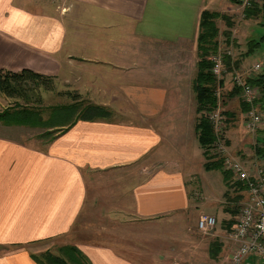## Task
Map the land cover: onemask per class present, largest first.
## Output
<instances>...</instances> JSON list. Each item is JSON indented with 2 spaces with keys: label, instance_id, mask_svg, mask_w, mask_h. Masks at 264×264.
I'll return each mask as SVG.
<instances>
[{
  "label": "crops",
  "instance_id": "1",
  "mask_svg": "<svg viewBox=\"0 0 264 264\" xmlns=\"http://www.w3.org/2000/svg\"><path fill=\"white\" fill-rule=\"evenodd\" d=\"M205 1L50 0V9L38 13L27 0H0V72L29 70L48 78L47 90L68 97V105H79L75 118L51 135L0 122V264H36L30 255L68 236L93 206L98 220L118 206V213L142 221L180 212L189 220L202 211L215 215L219 228L211 243L219 254L210 258L208 248L203 261H229L226 226L239 210L227 201L235 175L228 172L225 182L199 175L204 193L198 197L192 187L206 163L190 124L198 23L204 10H224L205 8ZM34 86L42 99L45 89ZM93 106L109 115L77 116ZM226 127L223 142L231 154ZM178 134L185 152L171 160ZM243 154L233 159L249 161ZM92 174L114 180L97 186V201L89 193ZM66 246L80 251L85 264H153L126 260L98 243ZM260 262L250 257L246 264Z\"/></svg>",
  "mask_w": 264,
  "mask_h": 264
},
{
  "label": "rangeland",
  "instance_id": "2",
  "mask_svg": "<svg viewBox=\"0 0 264 264\" xmlns=\"http://www.w3.org/2000/svg\"><path fill=\"white\" fill-rule=\"evenodd\" d=\"M244 1L245 0L238 5L232 2V0H206L205 6L207 7L205 8L211 7L212 5H214V7L219 6V10L221 8L224 9L218 10L219 13L224 14L225 17L228 18V20L217 19L215 23L219 30L217 39L220 45L219 53L224 56V60L225 58L230 59L228 67H226L224 62L225 86L220 87L224 89L223 94L226 100V105L221 106V108L224 109L225 112L234 114V120L231 119L230 121H228V118L224 115L226 118V131H228L230 138L227 139L230 142L229 146H232V148L233 146L235 147L233 152L229 155L233 157L234 155L238 156L244 153V159H249L250 162L254 161L257 165L264 168V138L262 136V129L254 132H246L241 123V113L239 109L241 102L245 104L242 95L240 93V96H234L233 98L229 97L233 88L236 87L234 85L236 84L234 77L241 74L247 81L251 80L247 77L246 72L254 64L259 63L261 65V70L259 73L253 74L251 78L255 79L256 77L264 75V27L260 26L264 21L263 14L260 10L262 0H252L253 3H251L250 7H243ZM27 2L28 7L38 13H45L51 7L50 0H27ZM55 5L56 3H52V6ZM223 6L225 8H223ZM244 9L256 10V14L252 18L246 19L243 16ZM225 32H230L228 45L226 44V38L223 36ZM255 42H259V46L253 53L248 55L247 51L249 47ZM228 50L232 52L230 57L227 56ZM41 96V107L44 109H46V107H66L71 102L68 97L58 96L56 91L51 93L50 90H44ZM16 103H22V105L26 104L21 100L8 99L0 95V112ZM28 104L32 105V100H30ZM192 108L195 109V105L192 106ZM64 111L65 110H62V113L65 116ZM193 116L194 112H191L190 124L196 121L197 117L194 116V121ZM44 117L50 124L53 120L55 123L61 121L60 124L64 125L70 120V118L67 119V115L65 119L56 120V114L52 112V109L45 110ZM241 126L245 133L241 131ZM40 132V130H36L34 134ZM174 133L177 134V129L172 131V134ZM179 135L180 134H178V138L174 140L175 142H172L174 148L168 152L170 155L169 159L171 158V160H178L185 152V150H182V138H180ZM257 139H259V141H257ZM36 144H40V142ZM256 149L262 150L263 153L257 154L255 152ZM215 159L222 163V170L205 171L201 169L200 173L197 172V177L194 180L192 179L194 196L198 197L204 193L201 179L198 177L199 175L206 179L209 177L207 180H210L214 175L217 176V179L219 177V179L224 180L222 173L225 167H223L222 158L216 156ZM101 175L103 174H96L95 176L92 174V176H88L89 182L91 183L89 193L95 197L94 199L96 201L98 197L97 186H105L109 182L114 181L105 177L100 178L99 176ZM118 181L120 182L122 179H118ZM212 186L216 187L214 183H212ZM232 186L233 185H230V187ZM212 190L211 193L217 192L215 188ZM103 192L104 194H109L107 187ZM232 194H234V197H231V200L227 201L232 203L234 205L233 207L238 210L240 204L236 199L238 193L233 189ZM118 212L119 206L115 211L109 214L103 210L98 220L97 208L93 206L91 214L82 217V219L75 224L68 236L54 239L52 243H47L45 245V249L47 247L53 255L62 256L59 249L60 247L66 246V244L98 243L110 248L117 256L136 262L150 261L154 264V260H158L164 264H208L205 262L207 261L205 252L209 248L210 243L214 240L213 237H216V231L219 228V223L215 215L212 216L216 218V227L214 229V235L211 237L204 236L197 230L196 224L198 219L200 216L206 215L203 211L196 214V219L192 220H189L187 215L180 212L167 218L155 219L153 221L133 220L132 217L130 218ZM64 259L67 260L65 257ZM260 261L263 260L255 259V262ZM224 263L230 264V261L227 260ZM259 264H264V262H260Z\"/></svg>",
  "mask_w": 264,
  "mask_h": 264
},
{
  "label": "trees",
  "instance_id": "3",
  "mask_svg": "<svg viewBox=\"0 0 264 264\" xmlns=\"http://www.w3.org/2000/svg\"><path fill=\"white\" fill-rule=\"evenodd\" d=\"M232 2L240 5L243 0H232ZM260 10L264 19V0H262ZM255 14L256 10L244 9L243 16L246 19H250L254 17ZM217 19L228 20L224 14L216 11L204 10L200 15L197 36L196 74L192 82V91L194 93L195 100L194 116L197 117L194 131L197 142L202 149V155L206 162L204 163V169L206 171L222 170V163L220 161H215L212 155V145L215 142V135L212 124L208 120V114L215 110L218 105H226L225 95L223 94L224 89L220 88L221 86H225L224 74L222 75V79L217 82L211 73V69L214 64L210 57H214L220 52V45L217 41L219 30L215 23ZM260 26L264 27V21ZM223 36L226 38V44L228 45L230 32L223 33ZM258 46L259 42L252 44L247 51L248 55L253 53ZM224 62L226 67H228L230 64V59L225 58ZM49 81L50 80L48 78L42 77L29 70H23L22 72L16 74L0 72V95H3L8 99H17L26 103L25 105L16 103L13 106H9L8 108L4 109L2 112H0V122L8 126L46 129L44 133L46 135H51L58 132L54 129V127L60 126L62 124H60L61 121L55 123L53 120L50 124L44 117L45 110L52 109V112H55L56 114V120L65 119L67 115V119L70 118L68 122H71L73 118H75L79 105L71 104L61 108L46 107V109H44L41 107V104H38L40 103L41 97L34 85H37L38 88L41 86L47 90L50 88ZM248 83L252 86H257L260 89L259 102L261 103V109L264 110V75L256 77L252 80H248ZM217 88H220V91L218 95H215ZM238 95L240 96V90L237 87H234L232 92L229 94V97L233 98L234 96ZM30 100L35 101L37 106L29 105L28 102ZM239 109L242 117V115L248 110V107L241 102ZM62 110H65V116L63 115ZM222 112L223 115L225 114L228 117V121L230 119L233 120L234 114L225 112L223 109ZM108 115L109 112L106 109L97 106L84 108L82 111L77 113L78 117L88 120H92V117L98 118L106 117ZM255 152L257 154L263 153L262 150L259 149H256ZM222 174L224 181H227L228 171H223ZM232 185L234 190L238 193L236 199L239 201V197L243 196L241 193L244 192V188L238 182H234ZM234 223V221H230L228 223L226 226L227 232L232 230ZM60 249L59 252L62 256L53 255L49 250L38 254H31L30 256L36 264H85L84 256L76 248L65 246ZM209 249L210 258H216V256L219 254L218 244L210 243ZM64 257L67 260H65Z\"/></svg>",
  "mask_w": 264,
  "mask_h": 264
},
{
  "label": "built area",
  "instance_id": "4",
  "mask_svg": "<svg viewBox=\"0 0 264 264\" xmlns=\"http://www.w3.org/2000/svg\"><path fill=\"white\" fill-rule=\"evenodd\" d=\"M252 0H245L243 7H250ZM228 50L227 56H231ZM213 67L212 75L219 82L224 74V56L218 54L211 57ZM232 60V59H231ZM261 65L254 64L246 72L251 80L253 74L259 73ZM241 77V79H240ZM234 84L242 95L243 102L248 110L242 115L241 123L244 130L254 132L261 129L264 121V110L261 109L260 91L256 86L250 85L243 77H234ZM217 88L215 95H218ZM208 120L212 124L215 142L213 143L212 155L222 158L224 171L235 175L236 182L244 188L245 199L239 204V210L234 226L225 235V240L231 245L230 264H246L250 257L264 260V168L254 161L235 160L227 151L224 141L225 120L220 105L208 114ZM197 230L204 236H213L216 227V219L211 215H202L197 221Z\"/></svg>",
  "mask_w": 264,
  "mask_h": 264
}]
</instances>
